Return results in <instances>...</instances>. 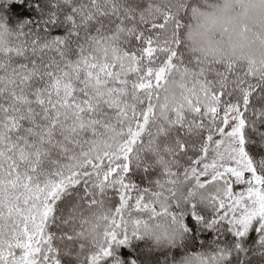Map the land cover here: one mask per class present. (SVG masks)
I'll return each mask as SVG.
<instances>
[{"label": "snow or ice", "instance_id": "obj_1", "mask_svg": "<svg viewBox=\"0 0 264 264\" xmlns=\"http://www.w3.org/2000/svg\"><path fill=\"white\" fill-rule=\"evenodd\" d=\"M0 264H264V0H0Z\"/></svg>", "mask_w": 264, "mask_h": 264}]
</instances>
